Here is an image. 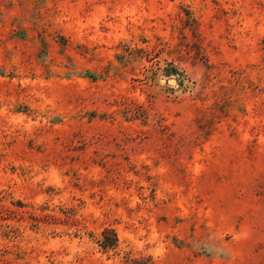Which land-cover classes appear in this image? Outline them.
I'll list each match as a JSON object with an SVG mask.
<instances>
[{
  "label": "rangeland",
  "instance_id": "rangeland-1",
  "mask_svg": "<svg viewBox=\"0 0 264 264\" xmlns=\"http://www.w3.org/2000/svg\"><path fill=\"white\" fill-rule=\"evenodd\" d=\"M0 264H264V0H0Z\"/></svg>",
  "mask_w": 264,
  "mask_h": 264
},
{
  "label": "trees",
  "instance_id": "trees-1",
  "mask_svg": "<svg viewBox=\"0 0 264 264\" xmlns=\"http://www.w3.org/2000/svg\"><path fill=\"white\" fill-rule=\"evenodd\" d=\"M18 207H22V204L18 202ZM98 245L103 251L114 249L118 245V237L116 231L111 227H105L101 231V238L97 241Z\"/></svg>",
  "mask_w": 264,
  "mask_h": 264
},
{
  "label": "water",
  "instance_id": "water-1",
  "mask_svg": "<svg viewBox=\"0 0 264 264\" xmlns=\"http://www.w3.org/2000/svg\"><path fill=\"white\" fill-rule=\"evenodd\" d=\"M173 80H169V82H172Z\"/></svg>",
  "mask_w": 264,
  "mask_h": 264
}]
</instances>
